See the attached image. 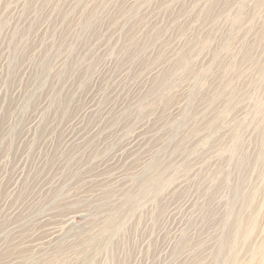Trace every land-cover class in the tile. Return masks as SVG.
I'll use <instances>...</instances> for the list:
<instances>
[{"label": "rangeland", "instance_id": "374dc122", "mask_svg": "<svg viewBox=\"0 0 264 264\" xmlns=\"http://www.w3.org/2000/svg\"><path fill=\"white\" fill-rule=\"evenodd\" d=\"M0 264H264V0H0Z\"/></svg>", "mask_w": 264, "mask_h": 264}]
</instances>
